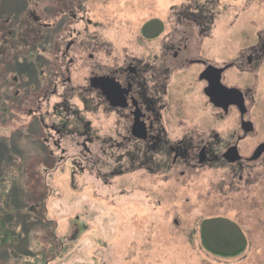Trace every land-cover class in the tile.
<instances>
[{
    "label": "flooded vegetation",
    "instance_id": "1",
    "mask_svg": "<svg viewBox=\"0 0 264 264\" xmlns=\"http://www.w3.org/2000/svg\"><path fill=\"white\" fill-rule=\"evenodd\" d=\"M14 1L20 7L6 12ZM103 1L163 8L162 0H0V116L20 118L58 169L68 143L78 154L66 162L80 170L99 163L111 176L138 169L165 179L203 171L209 195L264 205V31L226 59V41L204 50L220 0H177L165 41L152 17L134 37L138 51L114 34L105 47L87 16Z\"/></svg>",
    "mask_w": 264,
    "mask_h": 264
},
{
    "label": "rangeland",
    "instance_id": "2",
    "mask_svg": "<svg viewBox=\"0 0 264 264\" xmlns=\"http://www.w3.org/2000/svg\"><path fill=\"white\" fill-rule=\"evenodd\" d=\"M105 2L87 12L99 23L105 47L114 34L119 47L125 40L138 51L134 37L152 17L163 21V39L173 34L178 17L169 9L177 0H162L161 11L148 4L133 10ZM13 4L21 5L8 3L6 12ZM219 6L224 10L214 12L211 33L216 38L204 50L210 42L226 41L222 45L230 59L255 45L264 31V2L220 0ZM252 20L257 23L253 28ZM193 39L189 45L194 48ZM218 41L211 46L219 48ZM261 74L264 78V69ZM10 114L0 116V264H264L263 204L246 209L238 198L209 195L203 171L182 178L180 168L165 179L164 173L138 169L111 176L99 163L83 162L80 170L66 162L78 153L65 141L66 156L61 151L57 156L66 161L58 169L45 143L29 137L20 118L12 123ZM214 218L236 224L245 234L243 254L222 258L203 248L202 223Z\"/></svg>",
    "mask_w": 264,
    "mask_h": 264
},
{
    "label": "trees",
    "instance_id": "3",
    "mask_svg": "<svg viewBox=\"0 0 264 264\" xmlns=\"http://www.w3.org/2000/svg\"><path fill=\"white\" fill-rule=\"evenodd\" d=\"M201 242L207 252L222 258L237 257L248 245L245 234L236 224L220 218L202 223Z\"/></svg>",
    "mask_w": 264,
    "mask_h": 264
}]
</instances>
